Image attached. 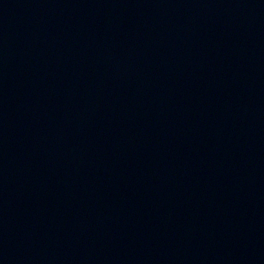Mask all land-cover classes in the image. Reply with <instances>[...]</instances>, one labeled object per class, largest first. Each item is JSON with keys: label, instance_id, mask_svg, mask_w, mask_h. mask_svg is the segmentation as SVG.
I'll return each mask as SVG.
<instances>
[{"label": "water", "instance_id": "1", "mask_svg": "<svg viewBox=\"0 0 264 264\" xmlns=\"http://www.w3.org/2000/svg\"><path fill=\"white\" fill-rule=\"evenodd\" d=\"M0 264H264V0H0Z\"/></svg>", "mask_w": 264, "mask_h": 264}]
</instances>
